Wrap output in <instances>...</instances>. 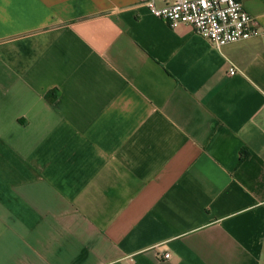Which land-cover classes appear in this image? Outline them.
I'll return each mask as SVG.
<instances>
[{
  "label": "crops",
  "instance_id": "1",
  "mask_svg": "<svg viewBox=\"0 0 264 264\" xmlns=\"http://www.w3.org/2000/svg\"><path fill=\"white\" fill-rule=\"evenodd\" d=\"M241 1L261 35L218 49L144 0H0V264H264V0Z\"/></svg>",
  "mask_w": 264,
  "mask_h": 264
},
{
  "label": "built area",
  "instance_id": "2",
  "mask_svg": "<svg viewBox=\"0 0 264 264\" xmlns=\"http://www.w3.org/2000/svg\"><path fill=\"white\" fill-rule=\"evenodd\" d=\"M144 5L171 29L188 25L218 49L261 35L257 20L245 10L241 0H174L164 7H159L157 0H144ZM236 73L235 68L229 71L231 76ZM164 257L169 259L170 255Z\"/></svg>",
  "mask_w": 264,
  "mask_h": 264
},
{
  "label": "trees",
  "instance_id": "3",
  "mask_svg": "<svg viewBox=\"0 0 264 264\" xmlns=\"http://www.w3.org/2000/svg\"><path fill=\"white\" fill-rule=\"evenodd\" d=\"M248 153L247 152H243L242 155H241V159H240V162L244 161L246 158H248Z\"/></svg>",
  "mask_w": 264,
  "mask_h": 264
}]
</instances>
